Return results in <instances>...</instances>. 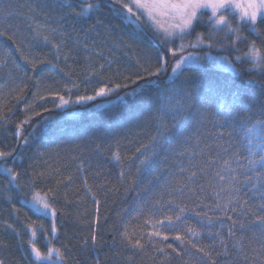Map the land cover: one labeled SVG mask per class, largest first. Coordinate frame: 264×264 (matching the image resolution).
Segmentation results:
<instances>
[{
	"label": "trees",
	"instance_id": "16d2710c",
	"mask_svg": "<svg viewBox=\"0 0 264 264\" xmlns=\"http://www.w3.org/2000/svg\"><path fill=\"white\" fill-rule=\"evenodd\" d=\"M92 2L101 4L102 12L98 15L104 20V25L89 31L88 26L95 24V19L76 20L68 17L66 21H59L58 16L62 13L55 11L54 0H48L45 9L49 11V16H44L39 9L40 0H0V27L8 32V36L0 35V60L4 61L0 62V106H2L0 115L5 117V120L0 122V149L14 150L13 157L8 158L5 166L14 168L20 173L19 182L25 185L23 190L28 193L29 198L32 191L43 194L51 189L56 193L53 206L57 208L58 228L54 234L42 233L39 225L43 224L44 228H49L50 217L24 207L20 195L14 189L9 191L10 186H7L9 177L0 172V241L3 242L0 245V259H3L5 264H31L32 257L28 254L30 248L26 243L31 233L26 225L35 222L37 237L33 239L42 250H46L45 235L54 237L51 246L64 252L65 264H96L97 261L99 264H204L201 260L202 254L196 248L186 242L181 244L174 239L175 232H170L169 240L165 242L157 240L153 243L144 236L141 239V243L144 244L143 249L126 247L120 242L119 233L127 226L129 234L134 239L141 238L142 234L153 230L146 224L147 219L155 222V220H163L165 215L175 214L169 210L168 201L171 200L190 208L201 204L202 200L203 204H207L212 209H215L216 203L226 202V192L221 193L222 197H225V200L221 201L217 200L213 192L214 188L218 189L221 186L215 179V171L220 170L218 164L208 169L207 176L200 173L197 168H192V171H197V177L188 180L186 179L188 174L181 173L179 169L188 168L189 160L203 167L208 162L209 154L213 157L218 154L223 160L228 159L231 153L239 152L243 157L238 161L241 167L233 175H237L241 181L245 172L249 176L253 175L248 160L252 158V151H255L258 159L260 149L253 146L260 142L261 132L264 129L257 127L255 139L248 129L252 127L255 119L261 117L253 116L249 121L244 119V113H241L232 128L221 129L225 135L220 137L217 127L214 126L216 119L213 113L219 111L216 105L229 104L234 95L241 96L253 106L260 101L264 95V73L252 69L248 58L244 57L241 61H235L234 58L247 51L250 40H255L258 46H264L262 44L264 37H258L245 22L230 15L229 18L234 21L233 27L239 24L242 35L248 38L246 41L238 42L240 51L237 52L231 47L219 51L217 47V49L211 48V53L205 46L202 51L210 53L211 57L203 62L202 66L191 65L186 76L175 79L177 87L184 83L198 85L205 97L206 116L198 117L193 113L190 117L192 132L200 135L199 144L193 138L186 145L181 142V145H177L175 150H172L169 141L165 140L162 142V147L156 148L157 155L151 165L141 171L135 184H131L129 176L136 178L139 159L147 154L144 149L139 153L136 149L141 145H149L151 150L149 141L157 131V124L151 118V113L160 98V88L155 85L150 86L143 98L139 95L124 96V92L130 89L121 90L116 95L124 97L123 101L117 100L116 95H112L108 98H97L95 102L69 104L64 108H55L54 103L58 101L48 95L49 92H60L67 96L64 86L70 87L73 81L80 84V88L74 90L73 98L77 94H91V88L96 85L95 79L88 84L89 92H84V77L88 74L86 70L90 66L98 67L99 64H105V68H108L110 63L111 70L107 75H113L117 70L120 73L130 74L138 68L137 59L146 67L154 66L156 53L163 51V47L157 42L159 37L157 33L147 25L143 30H139L135 24L123 20L117 14L119 5L115 8L107 7L111 0H92ZM73 3L83 5L84 0H73ZM29 5L36 6L37 11L29 12ZM7 12L13 14L6 17ZM31 16L35 17V21L29 18ZM36 22L39 25L47 24L59 28L61 31L75 28L76 32L72 33L73 38L88 44L89 50L85 51L83 48L74 50L71 53L72 58L66 62L62 58L58 59L51 45L39 38L33 39ZM61 24L62 28H60ZM206 27L207 25H198L196 31L203 32ZM208 27L212 28L211 24ZM260 27L264 32V25ZM76 33H79V36ZM234 38V36L225 37L221 32L218 39L216 37L215 43L220 41V44H227V41ZM56 40L59 42V37ZM17 44L26 54L31 57H41L45 62L33 68L22 58ZM127 44H132L133 47L130 49ZM62 51L68 54L67 48H63ZM89 56L90 59H87ZM220 57H228L229 60H221ZM69 71L72 73L71 76L68 75ZM169 72L159 76L158 83L161 88L168 86L167 82L171 76ZM209 88L213 89L215 94L208 93L206 90ZM40 96L45 99H39ZM97 104H104V107H96ZM25 105L30 106L28 111L25 110ZM45 108L51 109V112H45ZM107 114H111L110 119L107 118ZM26 116H31L30 122L24 124L18 131V126ZM44 120H48V123L43 124ZM169 123L171 124V121ZM228 131L232 132L230 138L227 137ZM174 132L173 128L169 133V139ZM25 138L28 139L27 144L24 143ZM226 139H230L232 147L227 153L220 152L216 144L219 142L227 148ZM249 140L252 144H249ZM97 145L100 146L99 149ZM185 146L192 147L196 155H178ZM117 150L122 162H117L113 158V153ZM80 161H84L82 170L78 167ZM49 168L59 169L60 174L56 175L53 171L51 177L37 181L34 187L28 186L34 169L47 171ZM232 168L236 169L237 163H232ZM122 170L126 173L123 180L120 177ZM259 170L257 166L255 171ZM68 176L73 177L71 182L66 180ZM83 177H87V183L91 192L96 194L95 197L85 188ZM198 185L204 186L203 192ZM240 187L243 196V193L251 188V184L244 183ZM7 195H12L11 203L16 204L19 213L11 207ZM157 199L160 201L159 204H155ZM244 199L248 197L245 196ZM97 200L99 201L98 225L94 223L97 216ZM254 201L255 198L249 200V203ZM233 206L235 205L228 207L230 209ZM142 208L146 210V214L136 218L137 211ZM196 210L208 211L202 204ZM208 215L214 218L213 224L209 227L215 235H207L202 228L203 222L199 221L192 212H187L182 217L185 223L176 231L184 235L186 240L191 239L201 247H207L215 240V251L222 253L216 257V264H264L262 259L264 250L261 249L258 234L253 238L252 231L240 229L239 224L233 228L235 237L228 234L232 221L247 224L251 217H245L239 209L236 212L228 211L227 215L231 219L225 218L219 211H208ZM6 224L13 225L15 231L7 228ZM187 227L196 228L202 233L201 237H192L187 233ZM94 230L100 241L96 246H93L90 240ZM160 230L164 231V229ZM221 237L229 245L227 254H223ZM85 240H88L87 244ZM237 240L244 244L243 254L239 253L238 248L232 247ZM167 243L173 244L174 249L180 250L179 253L164 247ZM161 247H164L163 253L157 250Z\"/></svg>",
	"mask_w": 264,
	"mask_h": 264
},
{
	"label": "snow or ice",
	"instance_id": "6c2138e0",
	"mask_svg": "<svg viewBox=\"0 0 264 264\" xmlns=\"http://www.w3.org/2000/svg\"><path fill=\"white\" fill-rule=\"evenodd\" d=\"M55 11L62 13L58 16L59 21H66L68 17H72L76 20L80 19H95V24H89L88 30L92 31L97 27L104 25V20L99 18V13L102 12V7L99 2H92V0H84L83 5H74L73 0H54ZM119 5L117 9V14L121 18L129 23L135 24L139 30H143L144 26L147 25L152 28L159 36L160 43L163 47V51L157 52L155 55L156 64L145 66L140 64L139 59H137L138 68L133 73H120L118 70L113 75H107V72L111 70V65L109 62V67L105 68V64H99L98 67L90 66L86 71L87 75L84 77V92L88 93V84L95 79L96 85L91 88V94H77L73 98L74 90L80 88V84L75 81L72 82L71 86H64L67 96L61 94L60 92H49L48 95L53 97L58 103H54L55 108H64L69 104H82L87 101H97V98H108L112 95L118 94L121 90L125 91L124 96H136L139 95L143 98L147 94V90L150 86L155 85L160 88L161 95L160 98L151 113V118L157 124L156 134L151 137L149 144L151 145V150H149V145H141L136 149V152H141L144 149L147 153L142 159H139V164L136 166V178L129 176V181L131 184H135L141 171L151 165L154 161L157 152V147H162V142L165 140L169 141V147L175 150L177 145H181L183 142L185 145L187 142L195 138L197 144L200 142V135L198 133L192 132V123L190 117L193 113L198 117H205L207 114V109L205 106V97L200 92L198 85H188L186 83L181 84L179 87L175 84L176 77L186 76L191 65L195 64L197 66H202L203 62L208 59L209 54L201 56L195 49L207 46L209 49L219 46L221 49L225 47H231L235 51L239 52L238 42L246 41L248 38L242 35V28L239 24L233 27L234 21L230 19V15H234L239 21L245 22L246 26L252 30L253 33L257 34L258 37H264V32H262L260 25H264V0H111L107 7L115 8ZM48 6V0H40L38 5L39 9L42 10L44 16H49V11L45 10ZM67 9V11H64ZM28 11L34 13L37 11L36 6L29 5ZM210 13V14H207ZM13 12L5 13V16H11ZM207 15V22L211 23L212 28L205 34V32H197L196 28L198 25H203L205 23V16ZM35 21V17H29ZM10 27V26H9ZM31 27V25H30ZM63 25H60L62 28ZM76 32L75 28H70V30L61 31L59 28H53L50 25H39L36 22V28L34 30L33 39H41L47 44L51 45L54 49L57 58H62L63 61H68L72 58L71 53L74 50L83 48L85 51L89 50V45L83 43L78 39L73 38L72 33ZM195 32V39L187 40L186 38L191 36ZM223 32L225 37L234 36L235 38L227 41V44L215 43L216 36L218 33ZM0 35L8 36V32L0 27ZM79 36V33H76ZM99 35V33H97ZM59 37V42L56 38ZM85 38H87V32H85ZM13 39V37H9ZM71 41V46L69 42ZM178 41V42H177ZM95 43V41H93ZM264 44V41H262ZM130 49L133 47L132 44H127ZM67 48L68 54H64L62 49ZM191 48L193 51H188ZM17 49L20 51L22 58L36 68L38 64L44 63V59L41 57H31L24 52V49L17 44ZM248 58L251 62V67L254 70L264 73V46H258L255 40L248 41V48L246 52L241 55L235 56V61H241L242 58ZM90 59V56L87 57ZM169 59H171V73L173 75L169 76L168 86L161 88L158 83V78L162 73L169 72ZM221 60H229L228 57H220ZM0 62H4L0 60ZM68 75L71 76L72 73L69 71ZM119 81V82H117ZM22 91V90H21ZM210 94H215L214 90L209 88L206 90ZM117 100H124V97L116 95ZM39 99L43 100L45 97L40 96ZM111 103L112 101H108ZM96 107H104V104H97ZM219 111L213 113L216 119L214 126L218 129V136L223 137L225 135L224 131L221 129L232 128L237 119L240 118L241 113H244V119L249 121L252 120L253 116H259L261 118L255 119L252 123V127L248 129L249 133L253 134V139H255L256 129L259 126L264 129V95H262L260 101L253 106L249 101L238 95H234L231 102L227 105L218 104L216 105ZM29 105H25V110L28 111ZM2 110V106H0ZM45 112H51V109H44ZM35 115H40V113H35ZM107 118H111V114H107ZM5 117L0 115V122H3ZM31 116H26L25 120L21 122L18 126L22 128L24 124L29 123ZM171 121V124L169 123ZM43 124H47L48 120L42 121ZM175 129L174 134L169 139V133L172 129ZM232 135L231 131L227 132V137L230 138ZM174 142V143H173ZM24 143H28V139L25 138ZM225 143L228 147L225 148L219 142H217L216 147L219 148L220 152L227 153L229 148L232 147L230 139H226ZM249 144L252 141L249 140ZM99 145L97 148L99 149ZM195 147V145L193 146ZM205 147H211L205 145ZM254 148L260 149V154L258 159L256 158L255 151L251 152V159L248 160V165L253 169V175H247V172L243 174V180L241 181L237 175L238 169L241 167L238 161L243 159L239 152H233L228 159L221 160L219 155L213 157L211 154L208 155V162L200 167L189 160V167H181L179 171L181 173H187L186 179L194 180L197 177V171H192V168H197L198 171L205 176L208 175V169L212 165L218 164L220 170L215 171V179L221 186L217 189L214 188L213 192L218 201L225 200L221 193L226 192V202L216 203L215 209L209 208L207 204H201L208 211H219L225 218L228 217L227 213L229 210L236 212L238 209L242 212L245 217H251L247 224L240 221H232V227L228 228V234L232 237L236 236L233 228L239 224L240 229H247L252 231L253 238L258 234L261 241V249L264 250V131L261 132V140L256 143ZM13 151H4L0 149V172L6 174L9 179L7 181V186L9 191L14 189L21 199V203L24 207H28L30 210H34L36 213L46 215L50 217L51 224L49 228H44L43 224L39 225V229L42 233H56L58 231L56 219H57V208L53 206V201L55 200L56 193L49 189L47 192L41 194L38 191H32L31 197L29 198L28 193L23 189L25 185L19 182L20 173L14 168L6 167L5 163L8 158L13 157ZM190 154L195 156L196 153L193 152L192 147H183V151L178 153V155ZM43 155V154H42ZM113 158L117 162H122V157L117 150L113 153ZM232 163H237V168H232ZM84 161H80L79 168L82 170ZM259 166V171H255L256 167ZM53 171L56 175L60 174L59 169H48L47 171L41 170L32 172L29 178L28 186L34 187L36 182L53 175ZM224 174H221V173ZM125 171L120 172V177L123 180L125 178ZM72 176H68L66 180L71 182ZM84 186L88 189L89 193L95 197V193L91 192V188L87 183V177H83ZM60 183V181H57ZM244 183L251 184V188L247 192L241 195L240 185ZM201 192H203V185H198ZM247 196L248 199H244ZM7 200L11 203L13 197L12 195L6 196ZM255 201L249 203V200ZM160 201L157 199L155 204H159ZM155 204L153 206H155ZM201 204H197L195 207H188L186 205L182 206L175 200L168 201L169 210L173 211L174 215H165L163 220L147 219L146 224L151 226L153 229L150 232L142 234L141 238L134 239L132 235L129 234L128 227H124V231L119 233L120 242L126 247L132 249H143L144 244L141 243V239L144 236L147 237L148 241L155 243L157 240L165 242L169 240V233L175 232L174 239L180 241L181 244L185 242L191 244L193 248H196L199 253L202 254L201 260L204 264H216V257H219L222 253L215 251L214 240L212 244L207 247H201L196 243H193L191 239L185 238L180 232L176 231L178 227L185 223L182 217L185 216L187 212H192L199 221H202V228L206 231L207 235L213 236L210 225L213 224V217L208 215V211L198 212L196 209L201 207ZM97 205V216L95 224L99 223V201H96ZM229 205H235L229 209ZM11 207L19 213V209L16 207L15 203H11ZM159 211V209H157ZM146 214L144 208L137 211L136 218ZM219 219V217H216ZM33 224H27L26 228L30 230L31 236L27 240V245L30 248L29 255L32 257L31 264H65L66 257L64 252L59 248L51 246V241L54 237H49L45 235L46 250H42L38 246L35 239L37 237V227ZM7 228H15L11 224H6ZM223 227V225H221ZM160 229H164L161 231ZM187 233L192 237L200 238L202 233L194 227H187ZM90 240L93 246H96L100 241L93 231L90 236ZM88 240H85V244ZM251 243V241H249ZM3 242L0 241V245ZM220 244L223 249V254H227L229 250V245L224 242L223 237L220 238ZM166 248L173 249L179 253V249H174L173 244H165ZM164 247L157 249L161 253L164 252ZM233 248H238L239 253L243 254L244 244L237 240L235 244L232 245ZM205 258H207L205 260ZM247 259V257H245ZM264 259V258H262ZM0 264H5L3 259H0ZM99 264V261L96 262Z\"/></svg>",
	"mask_w": 264,
	"mask_h": 264
},
{
	"label": "rangeland",
	"instance_id": "374dc122",
	"mask_svg": "<svg viewBox=\"0 0 264 264\" xmlns=\"http://www.w3.org/2000/svg\"><path fill=\"white\" fill-rule=\"evenodd\" d=\"M207 14H210V13H207ZM209 24H211V23H208L207 22V15L205 16V23L203 24V25H207V27H206V29H205V31H203V32H205V34H207V32L211 29V28H209L208 26H209ZM211 27H212V25H211ZM199 32V31H198ZM156 35H158V34H156ZM221 35V33H218L217 34V39H218V36H220ZM159 36V35H158ZM194 39H195V32H193V34L191 35V36H189V37H187L186 38V42H187V40H192V41H194ZM157 42L161 45V43H160V36L159 37H157ZM178 42V41H177ZM157 43V44H158ZM158 44V45H159ZM220 44V41H218V43H217V45H219ZM162 46V45H161ZM203 47H205V46H202V47H199V48H197V49H195V51H197L201 56H203V55H205L206 53L205 52H203L202 51V48ZM217 47H219V46H217ZM217 47H213V48H215V49H217ZM209 52H211V50L208 48V47H205ZM212 48V49H213ZM188 51H193V49H191V48H189L188 49ZM219 51H223V49H221L220 47H219ZM212 53V52H211ZM207 54H209V56H208V58H210L211 57V55H210V53H208L207 52ZM152 56H153V54H152ZM151 56V57H152ZM152 62V61H151ZM171 63H172V61H171V59H169V71H170V69H171ZM193 65H195V64H193ZM169 75H172V73H171V71L169 72ZM46 220V219H45ZM50 223H51V221H50ZM25 251V250H24ZM25 253V252H24ZM28 261H29V259H28ZM30 262H32L31 260H30Z\"/></svg>",
	"mask_w": 264,
	"mask_h": 264
}]
</instances>
